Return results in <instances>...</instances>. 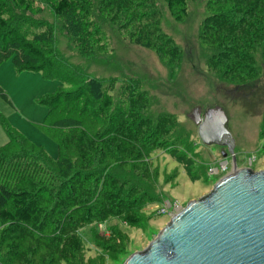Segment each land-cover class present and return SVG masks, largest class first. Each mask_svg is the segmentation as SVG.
<instances>
[{
	"label": "rangeland",
	"instance_id": "rangeland-1",
	"mask_svg": "<svg viewBox=\"0 0 264 264\" xmlns=\"http://www.w3.org/2000/svg\"><path fill=\"white\" fill-rule=\"evenodd\" d=\"M58 1L25 0L19 5L17 0H0V11L6 13L8 21L17 30L32 35L29 41L54 63L48 76L45 69L20 70L13 56L1 60L0 117L9 128L28 140L37 156L44 153L57 161L59 137L71 138V150L75 148L73 155H88V150L94 154L100 152V147L92 148L88 142L81 153H77L76 129L47 125L50 107L44 100L46 97L58 92H64L63 96L70 92L74 97L82 94L85 109L80 107V114L74 104L70 105V116L74 118L66 119L69 109L64 107L58 117L66 119L64 124L84 127L85 123H102V136L96 138L99 141L109 134L107 128L113 131L116 129L113 126L125 123L142 131L143 149L154 151L159 146L165 150L143 158L141 149L134 147L135 143L124 150L120 148V160H102L104 168L97 177L98 191L91 194L86 191L84 195L90 197L88 199L80 196L83 209L104 204L106 213L97 220L84 223L77 231L81 247L70 264H124L133 253L145 249L169 221L170 216L161 213L168 202L171 213H176L191 200L207 194L226 175L209 172L212 165L225 159L222 153L227 148L202 143L198 126L192 119L196 109H201L202 115L211 108L223 109L228 118L227 128L235 141L238 166L264 169V57L259 48L252 60L253 67L259 72L249 80L237 82L222 77L228 66L218 65L215 59L224 57L229 49L226 51L227 46L220 45L223 37L206 38L208 29H204L206 35L202 34L203 23L213 13L233 9L232 4L223 5L219 0H187L189 17L184 23H177L172 18L163 0H152L161 32L172 39L177 48L173 53L161 48L168 57L166 60L160 57L158 50L137 44L130 31L123 30V21L127 19L121 14L124 8L117 6L119 0H72L71 9L63 15H57L52 9V3ZM232 17L241 18L236 14ZM214 23L219 26L218 22ZM18 49L15 45L10 46L12 54L24 57ZM211 70L217 73L213 74ZM57 72L61 73V79L52 75ZM66 77L71 85L62 81ZM115 78L118 81L111 91L113 104L107 112L108 118L100 122L96 113L98 102H95L98 94L92 91L98 84L92 82L90 88L88 84L94 80L101 82L98 99L101 102ZM126 78L141 83L142 96L138 99H146L145 112L139 113L132 107L131 92H126L122 85ZM88 92L90 95L87 96ZM189 139L192 145L188 144ZM8 140L0 121V147ZM169 150L182 156L181 160L187 165L196 162L194 166H198L200 176L194 178L196 170H189ZM92 158L94 160V156ZM125 159L130 160L126 163ZM227 159L231 165L232 157ZM251 160L253 165H250ZM109 177L114 180L111 187H108ZM142 178L148 182L145 186H141ZM40 187L34 189L27 184L0 195V207L13 211L16 191L28 189L30 197H36L39 188L37 219L22 226L20 231L25 235L21 246L17 244L16 233L0 221V264H65L59 255L62 231L55 226L64 219L65 213L61 211V205L54 206L50 189ZM79 191L78 195H82ZM138 191H145V194L134 199ZM66 192L62 191L61 197ZM141 205L144 209L139 212L136 208ZM127 215H135L138 224L127 222ZM10 243H14V248H10ZM15 249L20 254H15Z\"/></svg>",
	"mask_w": 264,
	"mask_h": 264
},
{
	"label": "trees",
	"instance_id": "trees-1",
	"mask_svg": "<svg viewBox=\"0 0 264 264\" xmlns=\"http://www.w3.org/2000/svg\"><path fill=\"white\" fill-rule=\"evenodd\" d=\"M24 1L25 0H17L19 5H22ZM71 1L72 0H59L57 3H52V9L57 15H63L71 9ZM163 1L166 3L170 15L177 23L186 22L189 17L187 0ZM219 1H221L220 4L223 5L232 4L233 9L229 12L218 11L217 13H213L212 17H209L203 23L202 34L206 35L207 33L204 29H208L206 38L219 39L223 37L220 41V45L227 46L226 51L229 49L224 57H218V59H215V63L218 65L223 66L227 64L228 66V69L222 74V77H229L230 80H235L237 82L249 80L250 78L257 76L259 72L253 67L252 63L253 57L259 48H261L264 57V0ZM121 2L123 4H121ZM117 6L124 8L121 11V14L123 19H127L126 21H123V30H129L132 38L137 44L158 50L160 57L163 60H166L168 57L164 55L161 48L166 51L170 50L172 53L177 50V48L173 46L172 39L161 32L157 21L158 12L155 9L152 0H119ZM112 7L114 8L115 4L114 6L112 5ZM234 14L241 18L235 19L232 17ZM214 22H218L217 24H219V26H216ZM30 36L32 37V35L28 33H23L21 30H17L8 21L6 13L0 11V45H2L0 61L9 56H13L15 63L20 70L39 71L45 69L48 71L47 75L50 76L49 73L53 70L54 63L50 60V57L44 55L40 48L29 41ZM78 42H81V40ZM171 44L172 46L170 48H166ZM13 45L17 46V48H19L18 50L23 52L24 57H17L12 54L10 46ZM26 55L29 57H25ZM212 73L216 74L217 72L212 71ZM52 75L59 78L61 77V73L59 72ZM62 81L71 85L68 77H66V80L64 79ZM117 81L118 79L116 78L112 79V85H110V89L106 92L101 102H99L101 97L99 95L101 82L94 80L90 81L88 84L89 88L91 87L92 82H97L98 84V86L95 85L94 89L92 88V91L98 94L97 97H94L96 98L95 102H98L96 113H98L97 117L100 122L105 120V118H108L107 112L113 104L111 91ZM140 84L141 83L138 80L131 78L124 79L122 83L123 87L127 89L126 92H131L129 101L132 107L137 112L143 113L146 111L147 105L145 103L146 99L143 101L144 97L138 99L139 95L142 96V92L139 89L141 87ZM62 93L64 94V92ZM62 93L58 92L55 95L44 99L50 107L47 125H52L55 128L61 126V128L66 127V129L71 130L76 129V144H79L75 145V147L78 148L77 153L84 148L87 142L92 148L97 149L100 147V152L93 154L91 150H88L86 152L89 153L88 155L79 153L77 156L73 155L75 148L74 150H71L73 148V145L70 143L71 138L62 139L59 137L58 142L60 150L57 161H53L47 157L43 151V155L37 156L33 154L32 145L29 144L28 140L9 128L5 120L0 117V121L4 125L9 137L8 142L0 147V195L7 193V191L13 192V189L17 190V187L23 188V185L27 186V184L33 186L34 189L38 186L39 188H41L40 186L48 187L51 195L55 199L54 206L61 205V211L65 213L64 219L60 221L58 225L56 223L55 226L61 229L63 235V242L61 244L59 255L65 264H70L76 251L81 247V238L78 236L77 231L84 223L97 220L106 213L104 204L83 209L79 203L82 196H85L86 199L90 198L87 197V195H84L86 194V191L90 194L98 191L99 181L97 177L98 174H100L99 172L101 169L104 168L102 160H120L121 157L118 156V153H120L121 150L120 148L124 150L129 147V144L131 145V143L133 145L135 143L134 147H136V149H141L143 158L147 156V154L165 150L159 146L154 151L150 148L143 149L141 145H144V141L142 142L140 139L142 131L139 128L128 126L125 123L113 126L116 128L115 130L113 129V131L112 128H107L106 131H109V134L99 141L96 138L102 136V123H85L86 125L84 127L64 124L63 122L66 121V119H69L70 117L74 118L73 116H70L72 108L69 106L74 104L76 110H79L80 107L84 110L85 103L82 101L84 97L81 99L82 94L78 97H74V94L70 92H66V95L64 96ZM88 95H90L89 92L87 93V96ZM64 107L69 109V117L66 119H59L58 117L63 113L62 110ZM79 112L80 114L82 113L81 109ZM75 119L80 121V118ZM88 135L93 136L92 138H87ZM188 144L192 145L190 139ZM132 150L134 151L135 148ZM168 152L179 161L185 163L189 170L195 169L196 171L193 174L194 178L200 176L198 166H194L197 165L196 162L187 165L185 161L181 160L182 156L179 154L175 155L170 150ZM92 156H94V160ZM129 160L130 159H125L124 162L127 163ZM148 173H150L149 170ZM109 179L108 187H111L114 180L111 177H109ZM25 180H28L27 183L21 185ZM141 181V186H145V184L148 183L144 178H142ZM6 187H11V191ZM38 190L36 191V197H30L28 189L19 192L16 191L14 194L13 211L0 207V221L8 224L9 229H12V231L16 233L15 237L17 238L16 241L18 246L22 245L21 239L25 235L23 231H20L22 230V226L31 224L37 219L36 216L39 211V203H37L39 199ZM64 190L67 191L66 195L61 197L60 193ZM79 190H81L82 195H78ZM143 194H145V191L136 192L134 199H140L143 197ZM115 200L120 201L117 198H115ZM143 209L142 205L136 208L139 212H142ZM125 220L133 225L138 224L135 215H127ZM9 246L10 248H14V243H10ZM14 253L20 254V251H16L15 249Z\"/></svg>",
	"mask_w": 264,
	"mask_h": 264
},
{
	"label": "water",
	"instance_id": "water-1",
	"mask_svg": "<svg viewBox=\"0 0 264 264\" xmlns=\"http://www.w3.org/2000/svg\"><path fill=\"white\" fill-rule=\"evenodd\" d=\"M192 119L205 145L227 148L232 172L170 217L158 235L124 264H264V169L239 167L221 108Z\"/></svg>",
	"mask_w": 264,
	"mask_h": 264
},
{
	"label": "built area",
	"instance_id": "built-area-1",
	"mask_svg": "<svg viewBox=\"0 0 264 264\" xmlns=\"http://www.w3.org/2000/svg\"><path fill=\"white\" fill-rule=\"evenodd\" d=\"M250 165H253V160L250 161ZM241 167V166H239ZM242 167H250V166H242ZM252 168V167H251ZM232 169H233V160H232V164L229 165L228 164V159L225 158L224 160H220L218 165H212L209 169V172H211L212 175H219V174H228L230 172H232ZM225 176V175H224ZM178 209H181V208H178ZM176 211V210H175ZM174 211V212H175ZM179 210H177L178 212ZM172 210H171V205L170 203L168 202V206L166 208H162L161 209V213L162 214H167L169 215L170 217H172L175 213H171ZM176 212V213H177Z\"/></svg>",
	"mask_w": 264,
	"mask_h": 264
},
{
	"label": "bare ground",
	"instance_id": "bare-ground-1",
	"mask_svg": "<svg viewBox=\"0 0 264 264\" xmlns=\"http://www.w3.org/2000/svg\"><path fill=\"white\" fill-rule=\"evenodd\" d=\"M178 210H180V209H178Z\"/></svg>",
	"mask_w": 264,
	"mask_h": 264
}]
</instances>
